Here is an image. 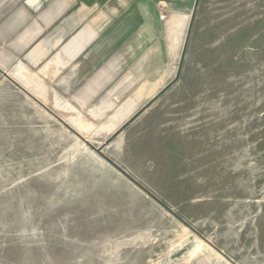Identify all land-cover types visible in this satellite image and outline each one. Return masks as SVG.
<instances>
[{
  "label": "rangeland",
  "instance_id": "rangeland-1",
  "mask_svg": "<svg viewBox=\"0 0 264 264\" xmlns=\"http://www.w3.org/2000/svg\"><path fill=\"white\" fill-rule=\"evenodd\" d=\"M180 1L96 89L3 10L0 264H264V0Z\"/></svg>",
  "mask_w": 264,
  "mask_h": 264
},
{
  "label": "crops",
  "instance_id": "crops-1",
  "mask_svg": "<svg viewBox=\"0 0 264 264\" xmlns=\"http://www.w3.org/2000/svg\"><path fill=\"white\" fill-rule=\"evenodd\" d=\"M181 5L180 0H12L0 3V19L6 7H18L15 24L25 25L29 19L32 27L21 38L25 41L60 19L51 38L54 45L62 42L55 65L70 69L66 77L69 83L96 89L113 79L119 53L129 41L142 39L147 33L150 37L143 40H151L159 35V26L180 25L171 17L166 19L162 10L180 9Z\"/></svg>",
  "mask_w": 264,
  "mask_h": 264
},
{
  "label": "built area",
  "instance_id": "built-area-1",
  "mask_svg": "<svg viewBox=\"0 0 264 264\" xmlns=\"http://www.w3.org/2000/svg\"><path fill=\"white\" fill-rule=\"evenodd\" d=\"M160 17L162 18V17H163V15H160Z\"/></svg>",
  "mask_w": 264,
  "mask_h": 264
}]
</instances>
